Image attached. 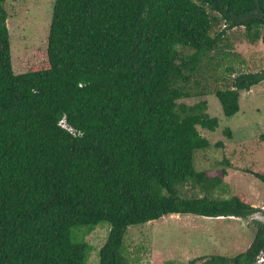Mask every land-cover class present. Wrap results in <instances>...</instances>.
Returning <instances> with one entry per match:
<instances>
[{"label":"trees","instance_id":"1","mask_svg":"<svg viewBox=\"0 0 264 264\" xmlns=\"http://www.w3.org/2000/svg\"><path fill=\"white\" fill-rule=\"evenodd\" d=\"M6 1L0 264H86L88 247L73 243L71 230L101 222L110 230L99 264H127L121 247L130 226L171 215L264 217L240 195L182 198L175 189L187 178L221 183L226 176L224 169L213 177L194 171V152L210 147L197 128L213 132L218 120L204 100L178 101L193 97L189 83L226 31L243 27L251 42L264 45V0H53L46 67L22 74L11 66ZM219 21L224 28L213 36ZM262 81L264 71L239 74L216 90L223 115H236L239 94ZM224 134L231 138L230 130ZM252 174L264 184V175ZM254 230L245 252L188 264H264V223L256 221Z\"/></svg>","mask_w":264,"mask_h":264},{"label":"rangeland","instance_id":"2","mask_svg":"<svg viewBox=\"0 0 264 264\" xmlns=\"http://www.w3.org/2000/svg\"><path fill=\"white\" fill-rule=\"evenodd\" d=\"M52 7L53 0H7L4 3L8 14L6 26L11 66L15 74L46 67L45 50ZM223 26L224 23L219 21L211 34L217 35ZM179 50L184 55L191 52ZM263 71L264 45L260 41L251 42L243 27L226 31L217 50L203 60L198 75L189 83L193 97L178 103L193 106L206 101V113L218 120V126L213 132L197 128L210 147L194 152V171H207L213 177L219 174L213 172L224 169L226 176L221 183L187 178L175 185L180 197L228 200L240 195L252 207H263L264 184L252 173L264 175V141L260 139L264 135V81L239 94V111L230 118L223 115L214 95L216 90L229 88L236 75ZM200 91L206 94L205 97L196 95ZM225 130H230V139L225 136ZM156 192L166 195V191L160 188H156ZM256 221L206 219L191 214L166 216L128 227L123 236L121 254L127 264H188L201 257H234L249 247ZM109 230L107 222L95 227L72 228V242L85 243L88 247L86 264H99L98 252Z\"/></svg>","mask_w":264,"mask_h":264},{"label":"water","instance_id":"3","mask_svg":"<svg viewBox=\"0 0 264 264\" xmlns=\"http://www.w3.org/2000/svg\"><path fill=\"white\" fill-rule=\"evenodd\" d=\"M261 210H264V205ZM257 220L258 222L264 223V217L262 216V211L257 212L256 214L250 216L249 218L246 219L247 222H252Z\"/></svg>","mask_w":264,"mask_h":264},{"label":"built area","instance_id":"4","mask_svg":"<svg viewBox=\"0 0 264 264\" xmlns=\"http://www.w3.org/2000/svg\"><path fill=\"white\" fill-rule=\"evenodd\" d=\"M60 126H61L62 128H64L65 130L69 131L70 133L74 134L73 130L70 129V128H68V127L63 123V121L60 122ZM262 261H263L262 259H259V260L257 261L256 264H261Z\"/></svg>","mask_w":264,"mask_h":264},{"label":"crops","instance_id":"5","mask_svg":"<svg viewBox=\"0 0 264 264\" xmlns=\"http://www.w3.org/2000/svg\"><path fill=\"white\" fill-rule=\"evenodd\" d=\"M203 218H205V217H203ZM206 219H221V218H206ZM228 219L239 220V219H235V218H228Z\"/></svg>","mask_w":264,"mask_h":264}]
</instances>
